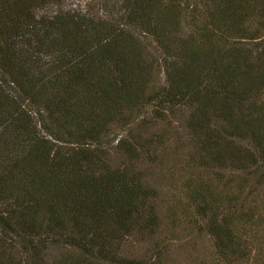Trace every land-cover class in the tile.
<instances>
[{
  "label": "trees",
  "instance_id": "trees-1",
  "mask_svg": "<svg viewBox=\"0 0 264 264\" xmlns=\"http://www.w3.org/2000/svg\"><path fill=\"white\" fill-rule=\"evenodd\" d=\"M184 262L264 264V0H0V264Z\"/></svg>",
  "mask_w": 264,
  "mask_h": 264
},
{
  "label": "rangeland",
  "instance_id": "rangeland-1",
  "mask_svg": "<svg viewBox=\"0 0 264 264\" xmlns=\"http://www.w3.org/2000/svg\"><path fill=\"white\" fill-rule=\"evenodd\" d=\"M156 175H158V177L157 178H159L160 177V174H158V173H156ZM155 175V176H156ZM173 250V249H172ZM180 250L182 251V253L181 254H178L179 252H180ZM174 251H175V253H177V255H180V258H182V259H184V257H189L192 261H196V259L194 258V256H191L192 254H191V250H187V249H178V248H174ZM194 255V254H193ZM175 258L176 259H180L179 257H177V256H175ZM184 264H187L186 262H184Z\"/></svg>",
  "mask_w": 264,
  "mask_h": 264
}]
</instances>
